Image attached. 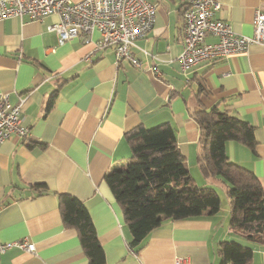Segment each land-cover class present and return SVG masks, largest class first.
I'll return each instance as SVG.
<instances>
[{
  "label": "crops",
  "instance_id": "obj_1",
  "mask_svg": "<svg viewBox=\"0 0 264 264\" xmlns=\"http://www.w3.org/2000/svg\"><path fill=\"white\" fill-rule=\"evenodd\" d=\"M149 1L158 5L155 25L131 48L142 67L127 58L117 62L112 46L96 48L97 31L89 42L81 34L60 44L48 30L57 14L43 21L0 18V92H8L14 104L21 101L23 122L30 127L27 138L13 135L0 147V242L27 238L36 246L34 253L8 248L0 264H88L78 232L63 224L59 192L88 206L107 264H219L218 243L239 238L225 203L216 214L164 219L137 251L130 246L122 207L104 180L112 166L130 160L128 131L170 123L197 182L200 127L192 112L201 103L229 110L255 127L254 150L233 140L226 147L231 161L255 172L264 191V45L251 44L184 76L178 57L185 46L188 0ZM220 2L217 16L236 33L251 35L264 0ZM216 40L206 37L208 43ZM38 182L49 191L38 194L32 187ZM249 245L252 264H264V244ZM177 256L188 259L177 262Z\"/></svg>",
  "mask_w": 264,
  "mask_h": 264
},
{
  "label": "trees",
  "instance_id": "obj_2",
  "mask_svg": "<svg viewBox=\"0 0 264 264\" xmlns=\"http://www.w3.org/2000/svg\"><path fill=\"white\" fill-rule=\"evenodd\" d=\"M200 85L201 90L206 89L203 81ZM55 96L56 92L47 111L52 108ZM192 116L200 127L197 164L201 174L219 176L229 183L231 227L249 244H264L263 186L253 170L230 160L226 147L233 140L254 150L255 127L229 110L208 109L201 103ZM126 139L131 149L129 162L112 166L104 180L122 207L132 237L131 247L139 251L144 238L164 219L193 218L221 210L222 200L216 188L199 185L190 172L173 125L164 123L150 128L139 125L127 132ZM32 187L38 194L49 191L44 182ZM58 198L63 224L78 232L88 264H107L86 203L65 192H59ZM248 243L238 239L220 241L219 264H252L253 247Z\"/></svg>",
  "mask_w": 264,
  "mask_h": 264
},
{
  "label": "built area",
  "instance_id": "obj_3",
  "mask_svg": "<svg viewBox=\"0 0 264 264\" xmlns=\"http://www.w3.org/2000/svg\"><path fill=\"white\" fill-rule=\"evenodd\" d=\"M158 5L149 0H0V18L29 16L43 21L57 14L59 19L48 26L55 31L60 44L79 35L89 42L97 31L96 48L112 46L116 60L127 58L137 67L141 61L131 52L140 38L147 37L155 25ZM220 0H188L183 10L184 42L178 57L184 76L189 77L199 67L212 65L231 55L244 52L251 44L264 45V9H256L253 33L240 35L232 25L217 16ZM208 35L217 40L206 42ZM87 59L92 62L90 56ZM160 75V71L157 72ZM21 101L12 103L8 92H0V147L6 139L15 135L27 138L30 127L23 122ZM17 247L34 253L36 246L27 238L0 242V254L8 248ZM186 256H177V262L187 261Z\"/></svg>",
  "mask_w": 264,
  "mask_h": 264
},
{
  "label": "rangeland",
  "instance_id": "obj_4",
  "mask_svg": "<svg viewBox=\"0 0 264 264\" xmlns=\"http://www.w3.org/2000/svg\"><path fill=\"white\" fill-rule=\"evenodd\" d=\"M207 179L208 180H205V177H203L201 174H199V178L197 179V183L199 185L214 186L216 188V190L218 191L220 197H221L222 204L224 205L225 203H227V205L229 207V199L227 196V188H228L229 183L219 176H212V178H207ZM237 239H238V241L242 242L243 244L248 243L247 241L243 240L240 237ZM237 239H235V240H237Z\"/></svg>",
  "mask_w": 264,
  "mask_h": 264
}]
</instances>
